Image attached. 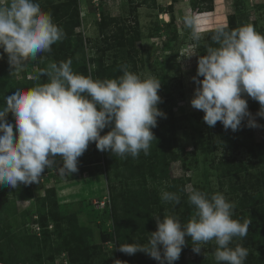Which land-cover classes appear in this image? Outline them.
<instances>
[{
  "label": "clouds",
  "instance_id": "1",
  "mask_svg": "<svg viewBox=\"0 0 264 264\" xmlns=\"http://www.w3.org/2000/svg\"><path fill=\"white\" fill-rule=\"evenodd\" d=\"M185 24L191 27L192 20L186 17ZM64 35L37 0H0V49L13 67L50 52ZM194 38L199 36L194 33ZM211 39L218 47H207L206 54L198 58L196 75L191 78L196 85L191 106L204 113L202 119L209 127L220 122L225 130L235 132L245 120L247 127H261L244 97L259 103L256 116L264 118V35L248 24L234 30L217 28ZM129 67L122 65L117 78L101 80L74 72L71 59L50 62L40 73L48 77L47 83L4 97L0 185L38 184L46 168L62 176L75 173L78 158L90 143L122 159L137 158L141 152L148 155L156 141L151 129L157 126V118H166L158 108L161 80L141 78ZM9 113L14 124L7 119ZM105 128L109 130L101 135ZM187 194L195 209L187 223L174 215L154 217L156 230L147 243L132 242L120 245L119 250L128 255L143 252L158 264H174L185 237H190L194 253L200 254L202 246L214 240L217 264H245L248 249L229 245L234 238L247 235L251 221L233 219L236 205L222 193L209 197L189 188ZM160 198L165 203L180 202L175 192L161 190Z\"/></svg>",
  "mask_w": 264,
  "mask_h": 264
},
{
  "label": "trees",
  "instance_id": "2",
  "mask_svg": "<svg viewBox=\"0 0 264 264\" xmlns=\"http://www.w3.org/2000/svg\"><path fill=\"white\" fill-rule=\"evenodd\" d=\"M139 4H147L146 0L139 1ZM152 6L155 5L152 0ZM150 5V6H151ZM234 8L238 11L244 9V0H233ZM191 9L199 12L212 11L214 0H191ZM42 11L51 14L53 22L63 29L65 33L61 41L51 46L50 52L39 53L36 59L40 60V66L37 68V78L28 79L29 88L33 83L43 84L48 82V77L41 75V71L46 69L50 62L59 63L68 59L72 60V69L74 72L89 76L93 79H114L122 75L120 68L122 65L130 66L129 70L138 74L139 65L137 48L134 46L136 37L130 33V27H125L121 18L112 17L101 13L99 17L98 29L102 35L101 42L104 49H114V53L108 59L103 51L99 53L88 54L85 41L81 34L76 31L79 26V8L76 0H64L53 5L41 6ZM92 11L93 7L89 6ZM230 17L227 25L220 26L226 30H234L243 25V18L236 17L235 20ZM173 22V17L167 21L164 31L167 32L168 25ZM217 27V28H220ZM217 28L207 31L206 35L197 43L198 58L206 54V48L218 47L213 41L212 36ZM175 33L166 35V41L172 40ZM86 48V50H85ZM170 56L165 60L169 61ZM194 74L193 76H195ZM202 79V77H198ZM4 97L0 95V103L4 105ZM248 110L253 117L260 110L257 101L246 96ZM174 107L173 99L162 98L158 108L166 114V118H157V126L151 131L156 141L153 140L148 155L143 152L137 158L130 155L121 158L112 155L110 152H101L97 150L95 143H90L89 147L81 157L78 158V166L82 167L92 162H100L102 170L106 175V185L111 193L113 211L111 213L105 208L101 211V219L104 224L110 218H113V229L109 230L113 238L114 247L108 251L101 248L95 249L84 247L82 244L81 233L75 228V225L66 218L65 231L61 230L60 220L64 217L58 215L57 201L54 197L50 201L46 200L45 195L38 197L36 201H41L37 209V214L29 209H24L20 216L23 225L28 221L36 219L41 225L40 234L34 235L37 244L40 238L45 237L48 231V225L52 223L53 235L61 234L65 241L64 248L68 249L70 264H118L123 259L127 261L130 258V264H158V262L143 252H137L134 255H119V246L132 242L147 243L151 232L156 230V220L154 217L163 218L165 215H174L182 224L187 223L194 214V206L188 202L185 185L187 178L185 175L173 176L171 173V163L179 161L181 167L185 170L195 169L198 166V156L194 152L180 151L174 146L175 122L167 115ZM202 112L196 120L202 122L203 129L198 131V137H209V145L213 154V165L217 174L219 184L226 188V193L232 195L236 207L233 210V219L236 215L250 220L247 234L254 239L259 246H264V123L260 127V142L254 140L252 128L247 127L246 120L242 121L241 128L238 131L225 130L220 122L215 127H209L203 121ZM12 114L7 115L9 122L14 124ZM109 129L105 128L101 135H104ZM15 132V128H14ZM241 135V137H240ZM245 136V137H244ZM244 151L243 156H236L237 153ZM234 153V154H233ZM95 154V155H94ZM190 155V161L187 156ZM81 170V169H80ZM83 170V169H82ZM26 185V191L20 194V198L28 199L30 197ZM12 187L0 185V207L3 208L5 200L9 196ZM161 190L175 192L180 196L179 204L165 203L160 198ZM46 192L53 189L47 188ZM33 204V203H32ZM37 205V202H36ZM41 205V206H40ZM37 207V206H36ZM23 216L27 218L24 220ZM59 216V217H58ZM50 219L51 223L49 222ZM33 234V233H32ZM2 233H0V238ZM24 237H20L22 240ZM186 244L182 247L179 260L174 264H212L209 252L215 249L212 241L203 245L200 254L194 253V257L188 259L185 257L187 251H192V241L190 237H185ZM15 247L11 248L7 243V251L13 253L15 261L24 263L21 259L20 241H14ZM33 248L35 245H31ZM232 247V246H231ZM235 246H233L234 248ZM0 263L5 262L4 255H0Z\"/></svg>",
  "mask_w": 264,
  "mask_h": 264
},
{
  "label": "rangeland",
  "instance_id": "3",
  "mask_svg": "<svg viewBox=\"0 0 264 264\" xmlns=\"http://www.w3.org/2000/svg\"><path fill=\"white\" fill-rule=\"evenodd\" d=\"M64 0H37L40 7L53 5ZM141 0H101L97 10H87L84 0H76L79 8V26L76 31L81 34L85 41L88 54L104 52L109 59L114 49H104L101 42L102 35L98 29L99 17L101 13L112 17L121 18L125 27H130V33L136 37L134 46L138 52V75L141 78L154 76L161 80V88L158 95L161 98H172L174 107L171 113L167 115L172 117L175 122L174 146L180 151L196 152L198 156V166L195 169L185 171L179 161L171 163V173L173 176L185 175L188 179L185 185V191L189 188H195L206 193L209 197L215 193H222L225 198L232 202L234 198L226 193V188L219 184L217 174L213 163V150L209 145V137H198V131L203 129L202 122L196 120L202 113L194 109L190 100L194 95L196 85L192 77L196 74L198 53L197 43L212 28L227 25L230 17L235 20L236 17L243 18V25L251 24L255 30L264 35V0H244V9L236 10L233 0H214L212 11L199 12L190 7L191 0H146L147 4H139ZM151 5V6H150ZM89 7V6H88ZM173 17L164 31V24ZM192 20L191 27L185 24V18ZM237 19V18H236ZM175 37L166 41V35ZM194 33L199 39L194 38ZM85 48V50H86ZM166 56H170L166 61ZM40 66L39 59L28 58L21 67H13L8 56L0 49V95L6 97L16 90H25L29 88L28 79L37 78V68ZM34 82L33 87L37 85ZM0 106L3 104L0 103ZM259 125L264 123V118L254 117ZM13 121L14 118L12 117ZM252 136L255 141L260 142V127L252 128ZM241 137V135H240ZM245 137V136H244ZM90 145V144H89ZM91 146H88V148ZM87 148V149H88ZM234 154V153H233ZM95 155V154H94ZM244 151L236 156H243ZM190 161V155L187 156ZM57 165H62V161L57 157ZM81 169V170H80ZM83 169V170H82ZM53 168L45 169L46 176L41 184L29 187L30 197L28 199L20 198V194L26 191V185L18 184L12 188L9 196L5 200L3 208L0 207V255H4L3 264H56L58 255L65 253L68 260V249L64 248L65 241L62 235H53L52 223L48 225L49 233L40 238L37 244L34 238L35 233L29 229L28 223L39 222L37 217L23 225L20 213L24 209L37 214V209L41 201H36L38 197L45 195L46 200L50 201L52 197L57 201L58 215L64 217L60 220L61 230L65 231L64 222L66 218L71 221L75 228L81 233L82 244L84 247L101 248L108 251L114 247L112 235L108 232L111 226L107 225L101 219V206L98 204L101 200L107 202L111 193L107 189L106 175L102 170L100 162H92L85 166H78V171L70 175L52 174ZM56 171V170H55ZM53 189L46 192L47 188ZM188 197V195H187ZM29 199H33V204ZM37 202V205H36ZM99 205V208L98 206ZM37 206V207H36ZM41 206V205H40ZM101 210V211H100ZM35 214V216H37ZM194 214H191V217ZM237 220L243 222L245 217L236 215ZM59 217V216H58ZM27 217L23 216L25 220ZM41 227V225L39 224ZM33 233V234H32ZM20 237H24L22 240ZM245 237H236L232 240L229 247L241 245L248 249V256L245 264H264V246H259L256 240ZM14 241L21 244V259L24 263L15 261L13 253L7 251V243L10 247H15ZM214 251L209 252L212 264H217L214 259V253L217 245L212 241ZM31 245H35L34 248ZM119 255H127L119 251ZM185 257L191 259L194 257L193 251H187ZM70 261V260H69ZM1 262V261H0ZM130 258L119 260L118 264H130ZM70 264V263H69Z\"/></svg>",
  "mask_w": 264,
  "mask_h": 264
},
{
  "label": "built area",
  "instance_id": "4",
  "mask_svg": "<svg viewBox=\"0 0 264 264\" xmlns=\"http://www.w3.org/2000/svg\"><path fill=\"white\" fill-rule=\"evenodd\" d=\"M100 3H101V0H84V4L86 5L87 10H89L88 6H92L93 10H94V8L97 10V8L99 7ZM51 172H53L52 174H57V171H55V170H52ZM45 176H46V172H44L42 174V177L40 178L39 183L42 184L44 182ZM34 185H37V184L36 183L28 184L29 187H34ZM29 201H30V203H33V199H29ZM98 204L101 206L100 208L102 210L106 208L109 213H111L113 211V205H112L111 196H109V199L107 200V202L104 201V200H101ZM99 205H97L98 208H99ZM34 218H36V216H34ZM107 221L109 222V224L111 226L108 229L109 230L113 229V221H114V219L110 218ZM108 222H107V225H109ZM28 224H29V229H31V231L33 233H35L36 235L40 234L41 227L39 226V224L37 222H33L31 224L28 223ZM58 257L59 258L55 261L56 264H69L68 258H67L65 253H62L61 256L58 255Z\"/></svg>",
  "mask_w": 264,
  "mask_h": 264
},
{
  "label": "crops",
  "instance_id": "5",
  "mask_svg": "<svg viewBox=\"0 0 264 264\" xmlns=\"http://www.w3.org/2000/svg\"><path fill=\"white\" fill-rule=\"evenodd\" d=\"M85 5V4H84Z\"/></svg>",
  "mask_w": 264,
  "mask_h": 264
}]
</instances>
